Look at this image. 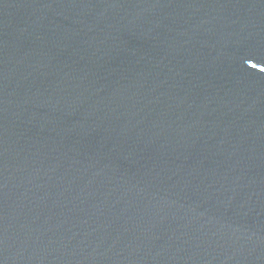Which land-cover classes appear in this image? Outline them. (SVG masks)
Masks as SVG:
<instances>
[{
	"label": "water",
	"instance_id": "obj_1",
	"mask_svg": "<svg viewBox=\"0 0 264 264\" xmlns=\"http://www.w3.org/2000/svg\"><path fill=\"white\" fill-rule=\"evenodd\" d=\"M0 264H264V0H0Z\"/></svg>",
	"mask_w": 264,
	"mask_h": 264
}]
</instances>
